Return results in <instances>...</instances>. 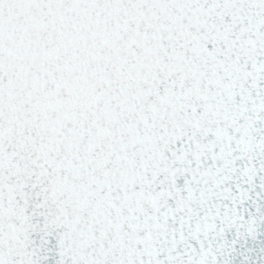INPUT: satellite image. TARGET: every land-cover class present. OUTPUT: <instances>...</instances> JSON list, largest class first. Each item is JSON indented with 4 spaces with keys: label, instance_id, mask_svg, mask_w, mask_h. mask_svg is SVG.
I'll use <instances>...</instances> for the list:
<instances>
[{
    "label": "snow or ice",
    "instance_id": "obj_1",
    "mask_svg": "<svg viewBox=\"0 0 264 264\" xmlns=\"http://www.w3.org/2000/svg\"><path fill=\"white\" fill-rule=\"evenodd\" d=\"M0 264H264V0H0Z\"/></svg>",
    "mask_w": 264,
    "mask_h": 264
}]
</instances>
